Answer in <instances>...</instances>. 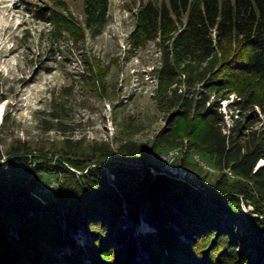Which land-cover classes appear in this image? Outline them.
Returning a JSON list of instances; mask_svg holds the SVG:
<instances>
[{
	"label": "trees",
	"instance_id": "16d2710c",
	"mask_svg": "<svg viewBox=\"0 0 264 264\" xmlns=\"http://www.w3.org/2000/svg\"><path fill=\"white\" fill-rule=\"evenodd\" d=\"M84 5L91 26L105 19L109 0ZM37 16L68 23L55 9ZM153 39L163 51V95L190 124L187 148L212 158L222 176L201 189L156 163L153 173L133 145L118 152L122 161L139 166L115 162L103 145L94 154L68 146L54 153L57 158L12 147L1 161L0 151V264H88L84 258L134 264L130 243L121 240L123 206L132 222L142 219L155 228L138 229L139 245L150 255L144 264H264V164L258 165L264 129L245 133L243 122L226 128L219 111L230 93L238 94L239 110L258 105L264 111V0L143 1L129 43L139 49ZM172 138L170 132L163 142L176 144ZM188 153L180 164L193 172L200 163L192 165ZM47 173L59 180L53 193L41 191ZM63 221L71 232L86 224L90 242L82 246L72 239L73 249L60 248L66 244Z\"/></svg>",
	"mask_w": 264,
	"mask_h": 264
},
{
	"label": "rangeland",
	"instance_id": "374dc122",
	"mask_svg": "<svg viewBox=\"0 0 264 264\" xmlns=\"http://www.w3.org/2000/svg\"><path fill=\"white\" fill-rule=\"evenodd\" d=\"M143 1L147 0H109L105 19L89 26L84 0H0L1 161L12 147H30L50 157L68 146L72 152L93 153L94 147L103 145L114 152L115 162L139 166L140 161H122L118 152L122 145H133L145 153L143 162L152 164L153 173L156 163L188 177L201 189L216 183L223 170L203 152L187 148L190 124L178 115V105L163 95L158 79L163 59L159 40L139 49L129 43ZM52 9L66 15L68 23L38 18V13ZM238 98L230 93L220 100L226 128L243 122L245 133L264 129L262 108L254 105L241 111L235 104ZM170 132L176 144L166 145L163 141ZM187 153L192 165L200 163L193 172L180 164ZM225 171L236 179L230 168ZM107 175L111 183L114 175L109 169ZM44 178L41 191L53 193L58 178L48 173ZM242 205L247 211L254 209L251 204ZM123 208L121 240L130 243V260L144 264L150 255L139 245L138 229L155 228L142 219L132 222ZM62 225L66 244L60 248L73 249L72 239L82 246L90 242L86 224L76 232L69 231L65 221ZM84 259L91 264L90 258Z\"/></svg>",
	"mask_w": 264,
	"mask_h": 264
},
{
	"label": "bare ground",
	"instance_id": "6f19581e",
	"mask_svg": "<svg viewBox=\"0 0 264 264\" xmlns=\"http://www.w3.org/2000/svg\"><path fill=\"white\" fill-rule=\"evenodd\" d=\"M2 111H3V109L1 108V109H0V116L2 115Z\"/></svg>",
	"mask_w": 264,
	"mask_h": 264
}]
</instances>
